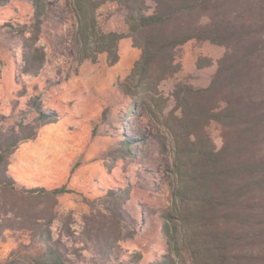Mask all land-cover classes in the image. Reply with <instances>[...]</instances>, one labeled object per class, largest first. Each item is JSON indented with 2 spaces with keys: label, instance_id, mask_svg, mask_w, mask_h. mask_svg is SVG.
I'll return each mask as SVG.
<instances>
[{
  "label": "trees",
  "instance_id": "1",
  "mask_svg": "<svg viewBox=\"0 0 264 264\" xmlns=\"http://www.w3.org/2000/svg\"><path fill=\"white\" fill-rule=\"evenodd\" d=\"M30 1L33 15L20 31L24 75L41 71L46 59L39 42L42 27L65 10L72 13L78 62L105 53L114 63L119 42L129 37L141 53L128 77L148 86L179 70L174 51L186 42L224 47L207 86L176 83L171 93L174 109L166 124L175 144V183L172 206L162 215L167 252L153 264H264V0ZM106 3L123 12L125 32L98 25L96 12ZM35 111L36 124L20 120L0 128V237L21 231L33 243L19 245L0 264H70L51 225L57 195L73 190L18 187L8 172L19 143L57 120L56 112L39 106ZM211 124L219 129V146ZM133 141L126 138L125 147ZM128 194V188L107 191L105 198L116 207L107 229L120 227L123 213L118 211Z\"/></svg>",
  "mask_w": 264,
  "mask_h": 264
},
{
  "label": "rangeland",
  "instance_id": "2",
  "mask_svg": "<svg viewBox=\"0 0 264 264\" xmlns=\"http://www.w3.org/2000/svg\"><path fill=\"white\" fill-rule=\"evenodd\" d=\"M71 14L61 11L44 23L39 42L45 64L38 75H24L20 31L33 15L31 1L0 4V128L20 120L38 123L36 106L57 114L55 122L40 125L34 138L19 143L8 172L18 187L73 190L57 195L51 225L70 264H153L167 252L162 215L172 206L175 183V144L166 124L174 109L173 87L207 86L225 49L190 40L174 51L179 70L148 86L128 77L141 53L129 37L119 42L114 63L105 53L78 62ZM96 14L103 31H126L124 14L114 3ZM210 133L219 146L215 124ZM126 138L134 140L128 147ZM124 188L129 198L118 211L123 221L107 229L116 207L105 195ZM21 244H33L28 234L6 231L0 261Z\"/></svg>",
  "mask_w": 264,
  "mask_h": 264
}]
</instances>
